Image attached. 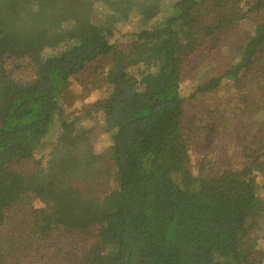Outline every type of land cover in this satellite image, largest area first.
<instances>
[{
    "label": "trees",
    "instance_id": "16d2710c",
    "mask_svg": "<svg viewBox=\"0 0 264 264\" xmlns=\"http://www.w3.org/2000/svg\"><path fill=\"white\" fill-rule=\"evenodd\" d=\"M5 182L3 264H264V0H0Z\"/></svg>",
    "mask_w": 264,
    "mask_h": 264
},
{
    "label": "rangeland",
    "instance_id": "374dc122",
    "mask_svg": "<svg viewBox=\"0 0 264 264\" xmlns=\"http://www.w3.org/2000/svg\"><path fill=\"white\" fill-rule=\"evenodd\" d=\"M163 16H160V14L158 13H153V15H151V17L146 21V22H151V25H153L156 21L158 20H162ZM135 29H130V31H133ZM137 31V30H135ZM126 33V31L123 32H118V31H113V35L112 40L113 42L120 39L124 34ZM114 38V39H113ZM232 47H230L228 49V52L231 50ZM77 53V51H71L70 52V56H74V54ZM223 88L219 90L218 95L221 98H224L225 100L227 99V101L231 100L232 98V92H231V84L228 82H224L223 83ZM218 96V97H219ZM71 97H72V101H76L75 103V107L77 109H79V114L78 115H83L85 114L84 112L89 108L92 107V105L94 104L95 101H97V99L100 98L99 93L96 94H90L88 92H85L83 90H81V88L78 87L77 84H74L72 92H71ZM219 97V98H220ZM82 108V109H81ZM98 123H94L92 124V128L96 131L97 134H99L100 136L97 137V141H102L104 142L106 140V136L104 134L101 133L102 131V125L98 124ZM83 123V131L84 132H79L78 135H76L75 137L71 138L70 141L74 140L75 142H77V144L80 143H86L87 145L90 146V142L93 143V137H94V132L92 133V129L89 128V125H86ZM212 131H215V129H212ZM218 139V138H217ZM230 138L228 139H221L220 143H219V148H223L221 145L223 144H227L229 142ZM82 141V142H81ZM215 141V135H213L212 133H208L206 140H204V142L202 144L196 145L191 152L192 158H193V163H194V171L195 174L198 175V166L201 163L203 156L207 153V151L210 149V147L213 145ZM65 146V145H63ZM60 150L63 152V148L61 146ZM91 150V149H90ZM69 151V150H68ZM68 151L64 152L67 153ZM102 163V167L99 168V170H101L102 173H107L109 170H111L114 167V162L113 160L106 156L104 158H102V160H100ZM15 190H12V186H10L8 183H2L1 187H0V200L2 203L5 204V202H9L14 194ZM88 195L93 196V198H97V199H106V197L104 198V194H102L100 191H89L87 190L85 192ZM74 203L75 201H77L76 198L73 199ZM74 207H76V204L73 205ZM91 252L93 251V256L94 258L97 260V262L101 263V264H112V258H113V252H115V248L109 246V244L105 243L102 239H99L97 237L93 238L91 241ZM92 254V253H91ZM0 264H3V262L0 259Z\"/></svg>",
    "mask_w": 264,
    "mask_h": 264
}]
</instances>
